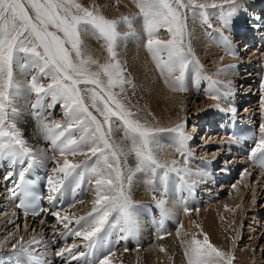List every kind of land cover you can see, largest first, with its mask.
Here are the masks:
<instances>
[{"label":"snow or ice","instance_id":"obj_1","mask_svg":"<svg viewBox=\"0 0 264 264\" xmlns=\"http://www.w3.org/2000/svg\"><path fill=\"white\" fill-rule=\"evenodd\" d=\"M236 3L237 0H221L220 4L198 3V0H137L146 37L145 47L162 73H178L175 81L180 90H183L186 71L190 64L195 63L191 59L190 49H186L184 44L186 13L192 12L195 15L197 9L218 8L220 21L227 27L237 10ZM200 15L204 16V22L211 27L207 13L202 11ZM121 24L131 29L132 19H108L98 10L82 6L77 0H0V160L7 159L13 165L27 168H31L36 160L35 153L15 124L14 96L23 87L37 97L32 108L38 131L53 146V151H58L61 156L91 153V163L84 161L82 164H70L65 158L63 165L58 168L65 177L76 173L83 179L85 172L97 177L95 204L99 207H94L88 218L77 220V224L81 220L85 223L74 233L76 237L89 241L90 248L95 243L93 238L104 231L106 226L123 233L122 239H126L135 230V205L125 191V180L130 182L132 176L125 177L123 165L126 160H122V157L134 155L136 170L151 173L153 177L160 168L165 169V179L169 172L177 173L180 181L192 175L187 169L175 167L178 163L175 160L171 166L160 164L156 155L158 138L155 133L163 130L145 127L136 114L117 98L120 93L112 91L120 88L122 93L123 85L127 82L116 51L119 42L128 35L119 31ZM162 28L167 29L171 39L162 42L156 38ZM83 34L94 35L104 42L109 62L101 65L90 56H84ZM92 65H96V71L92 70ZM17 69L24 77L23 82L16 76ZM224 71L221 69L217 74ZM101 74L107 78L106 82L100 78ZM44 80L49 82L45 85ZM209 83L215 85L218 82L209 80ZM80 85L94 87L81 88ZM84 92L90 93V107L96 114L85 103ZM47 98H50L51 103L46 105ZM211 98L221 97L213 94ZM58 104L64 109L67 118L64 125L58 122L53 125L43 115L46 107L54 109ZM113 118L123 125L125 139L130 142L127 149L108 139L115 123ZM76 131L80 132L79 137L75 135ZM167 131L176 134V151L184 156L188 140L184 134V125H177ZM260 132L262 135L251 151V158L258 159L259 166L264 168V124H261ZM92 157L95 159L92 160ZM24 167L17 174L18 179L12 192L13 195L26 198L29 190ZM5 178L11 179V176ZM48 183L53 193L60 191L59 182L53 183L49 179ZM147 183L154 185L155 180L149 179ZM101 188L104 189L103 194ZM153 199L163 211L165 200L156 196ZM19 206H25V199L19 200ZM55 215L59 218V213ZM63 219L68 220V217ZM64 226L68 227L67 224ZM39 243L33 240L29 242V248ZM213 253L216 258L224 259L225 254L209 243L205 236L203 244L193 239L190 253L186 255H190L189 264H213ZM22 254L31 255L28 249H23ZM79 255L83 256L84 253ZM97 264H108L107 256L102 257Z\"/></svg>","mask_w":264,"mask_h":264},{"label":"bare ground","instance_id":"obj_2","mask_svg":"<svg viewBox=\"0 0 264 264\" xmlns=\"http://www.w3.org/2000/svg\"><path fill=\"white\" fill-rule=\"evenodd\" d=\"M92 1L95 4H98V7L100 8V10L109 18L112 17L114 19H120L119 14L121 13V15H123V17H129L132 19L131 32H130V30H127V29H129L127 25L123 24L122 26H119V31H121L122 33H128L127 37L129 39L126 40L127 49L121 54V56L118 59L122 65V67L125 70L124 71V77H125L126 81L129 83V87L125 88L126 97L132 103V105L129 107V109H131L133 112L138 111V114H136V117L139 120L140 119L142 120V121L140 120L141 123L144 122V120H147L148 123H150L151 121L156 122V124L158 126H160V128H162V130L164 131L163 135L165 136L169 133H173V132L167 131L168 129L175 128L177 125H181V124L185 126L186 121L189 120L191 115L198 116V118H201L200 114L203 111H205L204 113L205 114L207 113L206 114L207 117L206 118L203 117V118L207 119L208 121L204 120L203 126L202 127L200 126V129L201 130L207 129L208 132L210 130L211 131L217 130L216 132L211 133V134H214L213 136L217 137L218 132L223 131L220 128L225 126V125H223L222 127L220 126V124L222 123L220 115L222 113L218 114V112H217V107H216L217 100L213 99L211 97H207V99L202 98V100L204 99V101L199 104V103H197L198 99L193 98L194 102H193V107L191 108V109H193V111L190 112V110L187 109V105H189L192 95L188 94L187 92H184L183 90H180L179 84L175 81V76L178 75V73H173L171 75H169L167 72L162 73L161 70L157 67V62L152 59L150 53L147 51V49L145 47L146 37H145V32H144V29L142 26V20L140 18V10L137 7L136 13L133 16H131V12H130L133 8V6L130 4V1H135V0H92ZM239 1L243 2V0H237V2H239ZM245 2H243V3H245ZM249 6L252 7V4H250ZM200 13L201 12H196V14L199 15L200 19L203 21L202 23L200 20L198 21L195 18H193L194 15L192 16V18L187 17V20H186L187 27H186L185 32H184V44H185L186 49H190L191 59L193 61H195L196 63L200 64L199 67L202 68L203 62L206 58L208 60L209 59L212 60V58H215L214 60H216L218 58V56L222 55V52L224 49V39L226 37L228 39V42L231 43V39H233V36H232L233 34H232V29H229V25H232L233 27L238 26L237 21L241 22L240 19H241L242 14H241V10L237 9L235 11L234 15L230 18L228 26L225 27L222 25L220 18H219L220 17V10H218V13L215 15V17H213L214 15H212V11L209 10L206 13H207V20L211 24V27L206 28V30L210 32V35H208V33L207 34L204 33L205 34V38H204L202 36V25L208 24V23L204 22L205 18H204V16L200 15ZM249 18H250V16H248L247 21H249ZM136 20H137V24H136ZM263 23H264V21H263ZM254 25L255 24H253V26ZM256 27H257V25L254 26V28H256ZM213 28H216V31H214ZM163 32L168 33L166 28H162L157 33V37H156L159 40H161L162 42L167 41V40H165V37L162 36ZM168 34L170 35V33H168ZM224 35H228V36L224 37ZM93 36L94 35H91V34H83L82 35V42L89 45L90 47L92 46V47L96 48L99 51L100 48L94 43H100L101 42V44H103V45H105V44L102 40H98L95 36L94 37ZM217 40L220 42V47H219L221 49L220 55L216 51L215 45H214V43ZM136 45H139V47ZM235 45H236V43H235ZM202 49H203V51H202ZM248 51H249V49H248ZM254 53H255V55H254V58L251 59V62L259 61V59H260V57H256V55H257L256 52H254ZM199 55L201 58L199 57ZM193 64L195 66H197L195 63H193ZM193 64H190L189 69H188L189 77H186L187 76V72H186L184 80L185 79L188 80V78L191 79V77H193L194 79L197 78V76H196L197 71L195 70L196 68L195 69L192 68ZM240 64L244 65L245 63L242 62L241 59L236 60L233 58H227V56L224 55V57L221 58L219 68H222L225 71L223 73L216 75L217 70H214L215 74H212L211 77L206 78L207 79L206 89L209 88L211 90L212 88H217L220 90L221 88H223V86L220 84V81H225V80L232 81L233 85L235 87V86H238L237 82L240 83L241 79H243L244 83H246L247 90L251 89L252 91H255L256 86L253 85V82L255 83V81H253L252 78H255L258 75V71H255L257 73H255L254 75H251L250 73L242 72V74H244V75L242 76L243 78H241L238 75L239 73H237L238 69H234V68L230 69V66H235V65L237 66L236 68H239ZM210 65H215V63L213 62ZM254 68H255V66H254ZM202 70H203V68H202ZM198 73L200 74L201 72H198ZM198 73H197V75H198ZM202 73L204 74L205 72H202ZM250 76H252V78L247 79ZM22 78H23V76H21V79ZM198 79L204 80L205 77L201 78V76H200V78H199V76H198ZM209 80L217 81L218 83L215 85H210ZM244 83H242V84H244ZM242 88H243V86H242ZM237 90L238 89H236V94H237ZM195 91H197V89ZM252 91H250L249 93H246V96L244 95L245 93H242V94L240 93L239 95L237 94V104H239V106L243 105V104H245L247 106H245L243 109H241V111L242 110L243 111L236 114L235 117L239 121H248V122H250V124H251V121H254L259 126V130H260V126H261V124H264V121H259L258 119L260 118L261 115L262 116L264 115V102L261 105V107H259V108L256 107L258 104H256V105L253 104V100L255 99L256 94H252ZM242 95H244V96H242ZM135 100H137L136 102L138 104H136ZM206 102L208 104L205 106ZM19 104H20L19 106H21L20 102H19ZM210 106H212L211 109H209ZM232 106H235V105L232 104ZM19 110H21V109H19ZM224 110H225V113H227V117H230L232 114V109H229V107L226 106ZM18 112H20V111H18ZM23 116L26 117L25 114H23ZM19 117H21V116H19ZM20 124L22 125L21 129L23 131V136L26 137L27 139L29 138L30 142L32 140L33 142H36L39 144L49 143L40 135V133L38 131V127H37V129L36 128L33 129V126H32L33 123L31 124V122H28L27 118L23 119V117H22V119L20 120ZM195 125H197V124H195ZM212 126H214V128H211ZM216 126H218V128H216ZM198 127H199V124H198ZM119 129L123 130V126L119 125L117 128L113 127V130H112L110 136L108 137V139L111 142L119 144L120 146L127 149L130 142L125 139L124 130L122 131V134H121L122 137H121V135L119 136V134H120ZM191 130L192 131L189 134H187L185 132H184V134L188 138L193 140L194 134L199 130H198V128L196 129L195 126H192ZM105 131H107V126H105ZM226 134H229V133L227 132ZM209 136H211V135H209ZM204 139H206V138L204 137ZM212 139H215V138H212ZM190 141L191 140H187L188 143ZM210 143H212V144H210ZM208 145L215 147L216 153L214 154V158H213L214 160L209 159L208 156L205 157V152L202 153L204 150H206L207 146H203L202 149L199 150V148L202 145L197 146L193 142L190 143V146L192 147V149L195 147H198L197 150H195V151L199 150L200 153H202L204 155V157H205L204 160H206L207 163H215V159H218V160H220L219 162H221V160L223 162V163H220V166L227 165V161L230 158V161H228V162L232 161L231 166H229V167L227 166L229 172L231 173V171H232V173H235L238 170H241L242 172H244V174H242V177H241L243 179V182H245L243 185V190H245V192L247 191L249 193V189L251 188V191H252L251 194L252 195H256V194L260 193L261 188H258V186L260 185L264 188V174H263V172L255 169V166L253 164H247L248 161L245 160L244 155H240V156L244 160L243 162L245 163V165L240 166V164H235V162L238 161L235 157V154H239V153L236 152L237 151V150H235L236 147H234L235 151L230 150L232 144L228 138H224V140H221V142L218 140L211 141V142H209ZM227 147H228V149H227ZM82 148H86V146H82ZM37 151H40V150H37ZM191 151L193 154H195L193 150H191ZM226 153H228L230 155L228 158H226L228 155V154L226 155ZM232 154H234V155H232ZM156 155H157L158 161L162 165L171 166L172 161L175 160L178 162L175 165V167H177V168H184V169L189 170V172L192 169H194L189 164H186L183 161V158L181 159V157L177 153L176 146H175V138L164 139V141L162 139L161 144H158V150L156 152ZM199 156H201V155H199ZM41 158H44V155L41 156ZM55 159H56V157H55ZM122 160H126V164L123 165L125 177H127L128 175L132 176V179L130 182L125 180V191L129 195V197L133 203L134 202H142V203L151 204L152 202L156 201L153 199L154 196H156L158 198L164 197L166 199V195L164 193L161 194L159 187H155V189L149 188L148 183H147V181L149 179L148 173L140 172V171L136 170V162H135L134 155L122 157ZM63 161L64 160H62V159L59 161L57 160L55 162V164H57L59 162L58 165L60 167V165H63ZM78 161L80 162V160L77 158H74V160H72V162H74L76 164ZM80 163L82 164V162H80ZM39 167L41 169H43L40 165H39ZM255 175H257V176H255ZM261 175H263V176H261ZM53 179H54V177H53ZM96 179H97V177L95 176V180ZM186 179L190 180V177H186ZM253 180H255V182L252 185ZM157 185H159V184H157ZM220 188L221 189L229 188L231 190L230 186L227 187L226 185H224V186L221 185ZM93 189H94L93 193L96 195V193H95L97 191V185L96 184H95V187ZM221 189H219V190H221ZM172 190L173 189L170 188L169 193ZM103 191H104V189L101 188L102 194H103ZM216 192H217V190H216ZM80 193H81V191H80ZM94 194H91V195H94ZM255 199H256V197L254 198V200ZM95 200H96V198L92 201V202H94L93 207L98 208L99 205L95 204ZM251 201H253V200H251ZM90 204H91V199H90ZM92 205H93V203H92ZM165 205L167 207V212L169 214V217L171 219H173L174 221H176V224L181 225V228H182L181 231H179V232L175 231V228L177 225L172 224V222L170 221L168 226H167V230H168L167 232L170 233L169 239H167L165 241H161L159 239H156V237H157L156 236L153 238L150 237V239H151L150 240L149 238H147V236L145 234V228L143 226V224H145V222L143 221V219L145 218L144 217L145 214H143L142 220L139 221L138 222L139 225H137L139 227L138 231L136 229L133 231L136 243L134 242V238H133V242L135 245H137V242L139 239H141L142 241L149 239L148 240L149 242H152L155 240L154 241L155 243L153 245L155 247L149 248L150 247L149 246V247H146L145 248L146 250L144 249V251H143V250H141L142 249V243H141V246L138 249H136V251L134 253V257H133L134 258V264H189L190 255H186V253H190L191 241L193 239H196V240H199L203 244L205 236H207L209 243H211L215 248H217L219 251H221L225 254L224 259L220 260V258H216L215 254L213 253L212 254L213 264H248L246 257L248 255V253H250L249 251L243 250V252H240V253H229V251H227V248H228V245H226L227 241H225L223 239V241L220 242L218 237H217V231L219 229V225L221 224V221L226 217H228V219H234L236 228L234 229V235L232 237V240L230 241V242H232V245L229 246V247H233L234 246L233 242H235L240 236L241 219L243 218V215L245 214L244 212L232 213V212H230V209H233L234 206L228 207V206H226L227 204L226 205L221 204V205L215 206L214 208L207 206L206 208H208V209L204 208L203 211H201V213L196 211L195 213H192V216H187V214H184L185 213L184 212L185 207H182V206L179 207V205L174 200H172V198L170 196L165 201ZM0 206H5L4 208H2V210L0 208V237H1V239H5V235H9V238L4 240V242H2V240L0 242V254H4L7 251L9 253L14 252L15 250H17L19 248L21 249V247H22L21 245L24 244V242L29 243L33 240L40 241V243L38 245L36 244V246H38V247H36L38 249V251H42V252L48 251L49 252V251H51V249H53V246H55L54 245V241H55L54 233H55V231H59L60 228H62L64 226H56L54 221H52L51 219H50L51 222H48V221H47L48 223L47 222L46 223L40 222L39 224H37L38 222L35 219H33L31 221L25 219V228L22 230V233H20L21 231L19 232L18 226L20 225L19 222L21 221V219L19 217H17L15 215V213H13V211L9 208L8 205L3 204ZM255 207H257V206L255 205ZM90 208H91V206H90ZM261 211L262 212L253 211V212H251L250 216H248L249 219H255L256 220V225H257V220H258V219H256V217L258 218L259 216H261L263 214L264 208ZM67 212H69V211L64 212L62 215L66 216ZM188 215H189V213H188ZM49 218H51V216H49ZM56 219H57V216H56ZM59 221L63 224L68 220H59ZM148 221H149L148 226H149L150 230L152 231L151 224L153 223V221L151 218L148 219ZM52 223H54L55 226L54 227L52 226V228H50L49 226L52 225ZM254 227H255V225H254ZM31 229L33 230V232L30 234ZM50 229H52L51 230L52 234L50 237L51 239L48 240L47 242H45V241L42 242L45 238H48ZM116 232H118V231H116ZM188 234H189V236H186ZM229 235H230V233H229ZM143 243L145 244L146 242L144 241ZM221 244H223V245L221 246ZM256 244H257V240L250 246L252 248L251 252H253V249H254ZM14 245H15V247H13ZM219 246H221V248H219ZM126 247L127 246H125V248ZM65 249H66V246L62 248V250H64V251H65ZM161 249H163V251ZM54 251H59V250H54ZM64 251H62V252H64ZM120 253L123 254V252H121V251H120ZM228 254H229V256H228ZM65 255H67V253ZM123 255H121L122 257H124L123 261H126V259H128V257H130V256H128V257L125 256V255H127V253L123 254ZM5 256H7V255H5ZM231 257H233V258H231ZM151 259H153V260H151ZM205 259H208V258L205 257ZM123 261H122V263H123Z\"/></svg>","mask_w":264,"mask_h":264},{"label":"rangeland","instance_id":"obj_3","mask_svg":"<svg viewBox=\"0 0 264 264\" xmlns=\"http://www.w3.org/2000/svg\"><path fill=\"white\" fill-rule=\"evenodd\" d=\"M255 1V0H254ZM77 2H79L82 6H84V7H87V8H89L90 10H98L102 15H104L106 18H108V19H114V18H109V17H107L101 10H100V8L98 7V4H95L92 0H77ZM185 2H186V0H185ZM198 3H208V4H211V3H217V4H220L221 3V0H198ZM130 4L133 6V8H132V10L130 11L131 12V16H133L135 13H136V9H137V0H135V1H130ZM250 7V6H249ZM210 9V8H209ZM219 10V9H218ZM202 11H206V12H208L209 10L207 9V10H197V12H202ZM241 14H242V16H241V19L240 20H243L244 22L245 21H247V18H248V15H246L247 16V18L246 19H243V16H245V14L242 12V10H241ZM120 16H119V18L120 19H122L123 18V15H121V13L119 14ZM186 15H187V17H191L192 18V16L194 15L192 12H187L186 13ZM193 18H195L196 20H200L201 21V23L203 22L201 19H200V17H199V15H197V14H195L194 16H193ZM250 19V18H249ZM136 24H137V20H136ZM123 24H121L120 26H122ZM207 26V27H206ZM204 27V28H203ZM209 26H208V24H203L202 25V36L205 38V34L204 33H208V35H210V32L209 31H207L206 30V28H208ZM214 29V31H216V28H213ZM127 30H130V32H131V29H127ZM205 31V32H204ZM162 36H164L165 37V40H169V39H171V35H169L168 33H166V32H163V35ZM199 36V35H198ZM226 36H228V35H224V37H226ZM94 37V36H93ZM129 38L128 37H126L125 39H123V40H121L120 42H119V46H118V48L116 49V51H117V53H118V58L121 56V54L127 49V42H126V40H128ZM234 40H236V39H231V43H232V45H235V43H234ZM94 44H96L99 48H100V50L98 51L96 48H94V47H90L89 45H87V44H85V43H83L82 42V49H83V53H84V56L85 57H91V58H93L94 60H96L99 64H101V65H103V64H105V63H107V62H109V55H108V52H107V49H106V46L105 45H103V44H101V42L100 43H94ZM214 45H215V49H216V51L219 53V55L221 54V52H220V42L217 40L215 43H214ZM136 46H138L139 47V45H136ZM202 51H203V49H202ZM250 51V50H249ZM193 57V56H192ZM199 57H200V55H199ZM222 57H224V56H218V58L216 59V60H214L215 58H212V60H208L207 58L204 60V62H203V70H202V68L201 67H199V65L200 64H198V63H196L195 62V64L197 65V66H195L194 64L192 65V68L193 69H195L197 72H196V76H197V78L196 79H194L193 77H191V79L190 78H188V80H184L183 81V91L184 92H187L188 94H190V95H192L191 96V100H190V103H189V105H187V109L188 110H190V112H192L193 111V109H191L192 107H193V102H194V100H193V98H196V99H198V101H197V103H202L203 101H204V99H207V97L206 96H204V95H202L203 93H201V92H199L198 91V87L200 86V83L204 86V90H206V82H207V79H206V76L205 75H207V74H209V73H212V74H215V72H214V70H217V72H216V75H218L217 73H219V71L222 69V68H219V65H220V61H221V58ZM201 58V57H200ZM220 58V59H219ZM215 63V65H210V64H212V63ZM202 66V65H201ZM91 68H92V70L93 71H96L97 70V68H96V65H92L91 66ZM198 68V69H197ZM216 68V69H215ZM187 72V76L186 77H189V75H188V70L186 71ZM192 72V71H191ZM198 72H201L200 74L198 73ZM202 72H205L204 74L202 73ZM214 72V73H213ZM20 73V70L19 69H17L16 70V76H17V78H18V80H20L21 82L23 81V78L21 79V73ZM197 73H198V75H197ZM240 73H242V72H240ZM212 74H210V76L209 77H211V75ZM198 76H199V78H200V76H201V78H203V77H205V79L204 80H200V79H198ZM102 80H104L105 82H106V80H107V78L106 77H104L103 76V74H101V77H100ZM241 78H243L242 76H241ZM49 81L48 80H44L43 81V83L46 85L47 83H48ZM242 83H244V80L243 79H241V82L240 83H238L237 82V84H238V86L239 85H242L243 87H244V85H246V83H244V84H242ZM80 87L81 88H85V87H87V88H92V87H94V86H92V85H87V86H85V85H80ZM126 87H129V83L128 82H126L124 85H123V88H124V91L121 93L120 92V88H114V89H112V91H114V92H116V93H120V95L117 97L118 99H120L124 104H125V106L129 109V107L132 105V103L130 102V100H128L127 99V97H126V94H125V88ZM197 89V91H195ZM243 89V88H242ZM22 90V91H21ZM21 90L19 91L20 93H18V94H16L15 96H14V107H15V109H16V117H15V124H16V126L22 131V125L20 124V120L22 119V117H23V119L24 118H27L28 119V122H31V124H32V126H33V129H37V127H38V124H37V121H36V119H35V117H34V111H31V109H30V94L28 93V91L26 90V89H24L23 87L21 88ZM83 95H84V97H85V102L89 105V107H90V104H91V101H90V99H89V97H90V93L89 92H84V93H82ZM237 94L239 95L240 93H239V90H237ZM252 94H258L257 92H256V90L255 91H252ZM256 96V95H255ZM27 98V99H26ZM202 98H204L203 100H202ZM23 100V101H22ZM137 100H135V102H136ZM19 102L21 103V106H19L20 104H19ZM263 102H264V98H263V96H261V95H259V96H256L255 97V99L253 100V104L254 105H256V104H258L256 107H261V105L263 104ZM50 102H49V100H47V99H45V104L47 105V104H49ZM136 104H138L137 102H136ZM208 103L206 102L205 103V106L207 105ZM17 105V106H16ZM241 106V109H243L245 106H247V105H245V104H243V105H240ZM19 109H21V110H19ZM101 107H102V105H101ZM211 107L212 106H210L209 107V109H211ZM23 108V109H22ZM33 109V108H32ZM48 109H50V108H48V107H46L44 110H46V111H48ZM218 109V108H217ZM225 109V108H224ZM20 111V112H18V111ZM23 110V111H22ZM34 110V109H33ZM63 108L61 107V106H59L58 107V109H57V111H56V113H55V115H54V118H55V123H60V124H62V125H64V124H66L67 123V118L65 117V115H64V113H63ZM90 110H92L94 113H95V111L93 110V109H91V107H90ZM131 110V109H130ZM132 111V110H131ZM243 111V110H242ZM133 112V111H132ZM205 111H203L201 114H200V117L201 118H198V116H194V115H191L190 116V118H189V120H187L186 121V123H185V126H184V132L185 133H187L186 132V130L187 131H189V133L192 131L191 130V128H192V126H195L196 127V129L198 128V130H201L200 129V126L202 127L203 126V122H204V120H207V119H204V118H206L207 117V113L205 114L204 113ZM133 113H135V114H138V111H136V112H133ZM205 115H204V114ZM23 114H25V116L26 117H24L23 116ZM27 114V115H26ZM96 114V113H95ZM260 114V113H259ZM29 115V116H28ZM190 115V114H189ZM19 116H21V117H19ZM99 117V116H98ZM204 117V118H203ZM193 118V119H192ZM197 118V119H196ZM99 119H102V117H99ZM114 119V121H115V118H113ZM17 120V121H16ZM51 120H52V118H51ZM141 120V119H140ZM142 121V120H141ZM208 121V120H207ZM19 122V123H18ZM18 123V124H17ZM52 124H54V121H52L51 122ZM142 124L145 126V127H148V128H151V129H153V130H162V128H160V126H158L157 124H156V122H154V121H151L150 123H148L147 122V120H144V122H142ZM195 124H197V125H195ZM198 124H199V127H198ZM21 125V126H20ZM119 125H121V126H123L122 124H121V122H119V121H115V123H114V126L113 127H115V128H117ZM35 126V127H34ZM120 131H119V136L122 134V131L123 130H121V129H119ZM217 131V130H216ZM197 132H199V131H197ZM196 132V133H197ZM22 133H23V131H22ZM156 133H159V136H157V138H158V144H161V141H162V139H163V141H164V139H170V138H175L176 137V134L175 133H169V134H167V135H163V133H164V131H156ZM189 133H187V134H189ZM80 135V132L79 131H76L75 132V135L76 136H78L79 137V135ZM118 136V137H119ZM164 136V137H163ZM24 137V136H23ZM121 137H122V135H121ZM209 138H210V140L209 141H206V142H208L207 144H206V146H207V148H206V150H204L202 153H204L205 152V157L207 156V154H208V152H210V154L209 155H212V156H208L209 157V159H211V160H214L213 158H214V154L216 153V150H215V147L214 146H210V145H208L209 144V142H211V141H216L217 139L214 137V136H208ZM219 137V136H218ZM193 138H194V136H193ZM205 138H207L206 136H205ZM212 138H215V139H212ZM24 139L28 142V145H29V147L33 150V152L35 153V156H36V159H37V161H38V164L45 170L47 167L48 168H50V169H48V170H56L57 172H58V168H59V162L57 163V164H55V162L58 160H64L65 158L68 160V162L70 163V164H76V163H74V162H72V160H74V158H77V159H79L80 160V162H81V159H83V158H87L88 159V161L90 160V157H91V154L90 153H88L87 155H75V156H73V155H70V154H66L65 156H61L60 154H59V152L58 151H53V146L50 144V143H43V144H39V143H36V142H33L32 140H31V142L29 141V138L27 139L26 137H24ZM160 139V140H159ZM221 139L222 138H219V140L218 141H221ZM204 140H207V139H204ZM203 140V142H202V144H204L205 143V141ZM202 144H200V145H202ZM210 144H212V143H210ZM199 145V142H198V144H197V146ZM203 146V145H202ZM205 146V145H204ZM38 148V149H37ZM198 148V147H197ZM197 148L195 147V148H193L192 149V147H191V150H193L194 151V153L195 154H197V153H199V155H201V156H199L200 158H202V159H205V157H204V155L202 154V153H200V151L198 150V152L197 151H195V150H197ZM35 150V151H34ZM37 150H40V151H37ZM48 150V151H47ZM197 152V153H196ZM44 155V158H41V156H43ZM90 155V156H89ZM46 156V157H45ZM49 157V158H48ZM55 157H56V159H55ZM46 158H48V160H49V165H47V161H46ZM199 158V159H200ZM227 158V157H226ZM45 160V161H44ZM94 160V159H93ZM201 160V159H200ZM220 160H218V159H215V163H217V164H219L218 162H219ZM222 161V160H221ZM79 161L77 162V164H81ZM135 162H136V160H135ZM228 163H230V162H227V165H230V164H228ZM186 164H188V163H186ZM220 165V164H219ZM60 166H62V165H60ZM230 169V168H229ZM79 170V169H78ZM80 171V170H79ZM239 171V170H238ZM232 172V171H231ZM190 173L192 174L191 176H189L190 177V180L192 181V180H194V178L198 175H196V173L194 172V169H192L191 171H190ZM237 173V172H236ZM52 175L53 176H51V180L53 181V182H55V179L57 178V175L56 174H54L53 172H52ZM255 176H257V175H255ZM53 177H54V179H53ZM78 177V176H77ZM242 177V176H241ZM79 179H80V182H81V184H82V186H81V194H80V196H78V197H76V202H77V205H76V207H75V209L73 210V211H71V213L70 212H67V217L68 216H70L69 218H71V217H73L75 214H81V213H83V214H86L87 215V218H88V214L90 213V211L92 212V210L91 209H93L94 207V202H92L95 198H96V195L93 193L94 191V187H95V182H94V185L92 186V187H88V186H86L85 185V183H84V181H83V179H81L80 177H79ZM242 181V182H241ZM254 182H255V180H253L252 181V185L254 184ZM73 183H74V185H76V182L75 181H73ZM243 183V184H242ZM244 183L245 182H243V179H241L240 178V176L239 175H237V176H235V179H234V181H233V183L231 184V186H230V188H231V190L230 189H228V190H225V191H223L222 192V196L220 195V200L219 201H217V203L218 204H216V206H218V205H221V204H227L226 206H228V207H233L234 206V208L233 209H230V212H232V213H242V212H244L245 214L243 215V218L241 219V230H240V236H239V238L235 241V242H233V244H234V246L233 247H229L230 245H232V242H230L231 240H232V237H233V235H234V229L236 228V225H235V221H234V219H228V217H226V218H224L222 221H221V224L219 225V229H218V231H217V237H218V239H219V241L221 242V241H223V239L225 240V241H227V243H226V245H228V248H227V251H229V253H240V252H243V250L244 251H249L250 253H248V255H247V261H248V264H264V212H263V214L261 215V216H259L258 218L256 217V219H258L257 220V225H256V220L255 219H249V217L248 216H250V214H251V212H253V211H257V212H262L261 210H263V208H264V188L262 187V186H258V188H261L260 189V193H258V194H256V195H252L251 194V188L249 189V193L246 191L245 192V190H243V185H244ZM86 184L87 185H89L90 183H88L87 181H86ZM221 186V185H220ZM84 187H86L87 188V192L85 191V188ZM220 187H218L216 190H218ZM92 191V192H91ZM218 191H220V190H218ZM96 193V192H95ZM217 193V192H216ZM91 194H94V195H91ZM263 196V197H262ZM256 197V199L254 200V198ZM90 199H91V204H90ZM251 200H253V201H251ZM256 201V202H255ZM89 203V204H88ZM92 203H93V205H92ZM137 203V207H136V210H135V215H136V219H137V221L139 222V221H141L142 220V215L143 214H145L144 215V219H143V221L145 222V224H143V226H144V228H145V234H146V236H147V238H149L150 239V237H152L149 233H150V231L148 230V224H149V221H148V219H150V218H152V216H147V214L145 213V210H146V207L147 206H149L150 204L149 203H142V202H134L133 204H136ZM89 205V206H88ZM203 205L204 204H202V206H201V211H203V209H204V207H203ZM255 205L257 206V207H255ZM90 206H91V208H90ZM93 207V208H92ZM150 207V206H149ZM203 207V208H202ZM213 207V206H212ZM215 207V206H214ZM213 207V208H214ZM205 209H208V208H205ZM2 210V209H1ZM90 210V211H89ZM201 211H198L199 213H201ZM7 212V211H6ZM184 214H187V213H184ZM93 215H95V213H93ZM187 216H192V214H190L189 213V215L187 214ZM147 221V222H146ZM19 228H18V230H19V232L20 233H22V230L25 228V224L22 222V221H20L19 222ZM38 224V223H37ZM263 224V225H262ZM178 225V224H177ZM254 225H255V227H254ZM52 226L54 227L55 225H54V223H52V225H50L49 227L50 228H52ZM58 226V225H57ZM170 226V225H169ZM257 226V227H256ZM34 228V227H33ZM135 229L138 231V229H139V227L136 225L135 226ZM181 225L179 224V228H177V229H175V231H177V232H179V231H181ZM52 229H50L49 230V238H45L42 242H47L48 240H50L51 238V231ZM33 232V230L31 229L30 230V234ZM229 233H230V235H229ZM29 235V234H28ZM32 236V235H31ZM186 236H189V234L188 235H186ZM170 237V236H169ZM169 237L167 238H164V239H162L161 241H165V240H167V239H169ZM7 238H9V235H5V239H1V237H0V242H1V240H2V242H4V240H6ZM35 238V237H34ZM153 238V237H152ZM148 239V240H149ZM148 240H143L142 242H146L144 245L142 244V249L141 250H143L144 251V249L146 248V247H149V248H154L155 246H153L154 245V241H152V242H149ZM151 240V239H150ZM257 240V244L255 245V247H254V249H253V252H251L252 251V248L250 247L255 241ZM223 244H221V246H222ZM15 246V245H14ZM22 247H21V249L22 248H24V247H28L29 246V243H25L24 242V244H22L21 245ZM221 246H219V248H221ZM36 247H38V246H36V244H32V246L30 247L34 252H36L37 254H42V253H48V251H45V252H42V251H38V249L36 248ZM140 247V246H139ZM6 249V248H5ZM9 250V249H8ZM18 250H20V248L19 249H17V250H15V251H18ZM66 250V249H65ZM146 250V249H145ZM60 251V250H59ZM62 251H64V250H62ZM135 251L136 250H130V251H128V253H127V255H125V256H130V257H128V259H126V261H123V259H124V257H122L121 255H123L122 253H118V254H116L114 257H111V258H109V260H108V264H134V253H135ZM8 252V251H7ZM4 253V254H1V255H3V256H5V255H7V254H9V252L8 253ZM11 252V251H10ZM40 252V253H39ZM55 253H57L58 251H54ZM12 253V252H11ZM131 253V254H130ZM129 254V255H128ZM124 256V255H123ZM228 256H229V254H228ZM132 257V258H131ZM231 258H233V257H231ZM130 259V260H129ZM113 260V261H112ZM128 260V261H127ZM151 260H153V259H151ZM122 261H123V263H122ZM125 262V263H124Z\"/></svg>","mask_w":264,"mask_h":264}]
</instances>
